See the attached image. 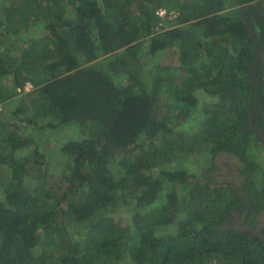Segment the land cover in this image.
I'll use <instances>...</instances> for the list:
<instances>
[{"label": "trees", "instance_id": "16d2710c", "mask_svg": "<svg viewBox=\"0 0 264 264\" xmlns=\"http://www.w3.org/2000/svg\"><path fill=\"white\" fill-rule=\"evenodd\" d=\"M8 1L0 17V264H264L257 235L220 225L237 201L233 188L205 174L214 155L228 152L246 164L250 189L264 190V159L249 152L253 136L261 142L249 123L256 41L254 124L264 133V0H242L254 37L238 0ZM160 7L177 15L161 18ZM38 24L40 37L30 33ZM4 33L30 38L2 48ZM174 47L186 65L197 61L196 73L183 69L180 88L160 57ZM150 56H159L153 79ZM165 87L181 103L176 122L193 133L160 129L171 117L158 103ZM18 88L26 93L12 121L8 97ZM197 89L210 100L201 103ZM45 123L80 127L59 144L67 164L49 185L52 157L28 131ZM191 160L210 161L180 193L191 172L166 164ZM124 207L138 210L126 219Z\"/></svg>", "mask_w": 264, "mask_h": 264}, {"label": "rangeland", "instance_id": "374dc122", "mask_svg": "<svg viewBox=\"0 0 264 264\" xmlns=\"http://www.w3.org/2000/svg\"><path fill=\"white\" fill-rule=\"evenodd\" d=\"M229 1H230V3H232V0H229ZM8 5H9L8 0H0V12H1L0 17L4 18L3 14L7 12ZM192 7L194 8V6H190V8H192ZM172 11H176V10L173 9ZM32 29L33 30H31L30 33H33L37 37H40L43 34L42 25L38 24ZM29 38H30V35L22 34V36H20L19 39H14L10 35H8L7 33H4L3 37L1 38L4 41V43L2 44L3 46H1V47L3 48V47H6L7 45H13L16 41H18L19 44H20V42H21V44L22 43L24 44V43L29 41ZM27 44L28 43H26V45ZM147 48L148 47L144 46L141 49V53L143 54V51H145ZM175 48H177V47H174V49L173 48H168V49L166 48L165 50H163L160 53V57H162V58L164 57V59L167 58L166 63H165L166 65H174L172 68L176 72L175 78H176V82H177V87L180 88V87L184 86V84L187 83V79L189 78L188 75L185 74L186 70H183V69L186 68L187 71L189 69H193V71L196 73L197 69H196L195 65L197 64V61L193 60L192 64L186 65V63L183 62L179 58L178 54L180 51L176 50ZM158 59H159V56L158 57L150 56V58L146 57L144 59V61H145L144 65H146V63L148 61L147 75L149 77H151L152 79L155 78L157 75V71L159 68V62L157 61ZM175 67H178V68L181 67V69L177 70V68H175ZM11 87H12L11 81L5 80L2 84V88L6 93H8L7 88L11 89ZM32 89H33V86L31 84L27 83L25 91L27 92V91H30ZM26 92L21 91L19 88L14 89V94L12 96H10V98L8 97L9 103H7L8 104L7 114L12 121H13V119H16V118H13L12 113L16 110L17 104L21 101L22 97L25 95ZM195 95L199 98L201 103H205L206 101L210 100V96L206 92H204L202 89H197L195 91ZM159 96H160L161 100H159L158 103L163 105V107L166 108V110L169 109L168 111L171 114L170 120L168 119V120L163 121L160 125L161 126L160 129L162 131H166V132L182 131V132H186L187 134L193 133V129L188 128L189 127L188 122L179 123V122H176V120L174 118L175 111L180 107L181 103L178 102V100L174 96L173 91L168 89L167 87H165L163 90H161ZM200 110H201V105H199L198 107L196 106L192 109V113L196 111L197 114H199L198 111H200ZM18 122H20V121L19 120L15 121L16 124ZM28 131L30 133L32 131V133L36 137H38L39 140L43 141L41 143L42 144V150L45 151L46 153L48 152V155H50L52 157L51 162H50L51 165H49V168H48L49 169L48 171H51L52 175L49 176L46 185H49L50 182H52V181L59 180L57 177L61 176L62 168H64L65 165L67 164L64 157L62 158L57 152L58 148L60 147L59 144L71 139L72 137H74L76 135L77 136L80 135V127L75 123L67 124V125H61L59 127L55 126V124H53V123H45V124H43V126L38 125L37 128H35L34 126H30ZM142 139L144 140V137H142ZM251 140H252L251 141L252 143L250 145L249 150L251 149L250 152L252 154L257 155V152H256L257 148L255 146H256L258 141L255 139L254 136L251 138ZM261 150H262V148H261ZM262 151H264V150H262ZM210 160H211V158H210ZM209 161H206V163L207 162L209 163ZM202 162L198 163V161L194 162L191 160L185 166L181 163H177V162H173V161L166 164L167 168L171 169L173 171L186 168L191 172V175L187 179L182 181V183L178 184V189H180V193H181L182 187H186L187 184H190L191 182H193L195 180L196 176L199 175V171H201V169L206 166V163H204V162L202 163ZM236 162L233 161V163H235V164H236ZM117 170H118V168H115V171H117ZM34 172H35L34 170H31L26 177V180H29L28 181L29 183H34V181H35V177L33 176ZM41 186L42 185H40V187ZM190 188L191 187H189L188 189H190ZM159 203H160V205L163 204L162 201L161 202L159 201ZM149 208H151V207H149ZM124 209H126V211H123L124 212L123 215L126 219H129L130 214L135 213V211L138 210V209L129 210L125 207H124ZM182 216H184V214H182ZM175 227H176V225L175 226L174 225L163 226L161 228V231L162 232H166V231L171 232V231H174ZM41 253H42V247H39V249H34V251H33V255L36 258H38V255ZM36 261H37V259H36Z\"/></svg>", "mask_w": 264, "mask_h": 264}, {"label": "flooded vegetation", "instance_id": "af4514ba", "mask_svg": "<svg viewBox=\"0 0 264 264\" xmlns=\"http://www.w3.org/2000/svg\"><path fill=\"white\" fill-rule=\"evenodd\" d=\"M260 141L263 143L261 139ZM261 142H257L255 147L257 154L264 159V151H262L264 145ZM214 157L210 166L211 170L208 169L205 172L208 174L206 176L214 183L231 186L233 189L230 194L237 197V201L228 209L229 213L220 225L257 235L264 244V190L253 191L250 189V183L245 179V175L248 174L243 172L246 164L242 163L239 158L228 152H220ZM233 161H237L236 164ZM255 196L259 198L258 205H253ZM257 242L260 245L259 241Z\"/></svg>", "mask_w": 264, "mask_h": 264}, {"label": "water", "instance_id": "95a60500", "mask_svg": "<svg viewBox=\"0 0 264 264\" xmlns=\"http://www.w3.org/2000/svg\"><path fill=\"white\" fill-rule=\"evenodd\" d=\"M238 5L240 7V10L242 12V16H243V19H244V22L246 24V27L249 31V33L251 34L252 37H254L253 33H252V30L250 28V24L248 22V19H247V15L245 13V10H244V4L242 2V0H238ZM256 41V40H255ZM257 45H258V49H257V52H256V56H255V60L252 64H249V67H250V71L251 73L253 74V77L255 79V92H254V108H253V112L251 114V117H250V126L252 127V129L255 131V133L257 134V136L263 141L264 143V133L261 131V129L259 127H257L255 124H254V119H255V116H256V113H257V110H258V106H259V99H260V96H259V80L257 78V76H255L254 74V67L255 65L257 64V61L259 59V55H260V48H259V44L258 42L256 41ZM263 237V236H262ZM264 238V237H263Z\"/></svg>", "mask_w": 264, "mask_h": 264}, {"label": "built area", "instance_id": "2783aa9c", "mask_svg": "<svg viewBox=\"0 0 264 264\" xmlns=\"http://www.w3.org/2000/svg\"><path fill=\"white\" fill-rule=\"evenodd\" d=\"M157 14L162 17V18H165L167 16L171 17V13H168V11L165 9V8H160L157 10ZM3 110V104L0 103V111Z\"/></svg>", "mask_w": 264, "mask_h": 264}, {"label": "clouds", "instance_id": "9594fccd", "mask_svg": "<svg viewBox=\"0 0 264 264\" xmlns=\"http://www.w3.org/2000/svg\"><path fill=\"white\" fill-rule=\"evenodd\" d=\"M160 8H165L167 11H168V13H171L170 15H171V17H169V16H167L166 18H172L173 16H175V15H177V13L175 12V11H172V10H169V9H167L166 7H160ZM159 8V9H160ZM158 10V9H157ZM162 18V17H161ZM30 84V83H29ZM32 85V84H31ZM26 86H27V84H26ZM25 90H26V87H25Z\"/></svg>", "mask_w": 264, "mask_h": 264}]
</instances>
